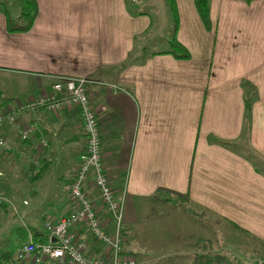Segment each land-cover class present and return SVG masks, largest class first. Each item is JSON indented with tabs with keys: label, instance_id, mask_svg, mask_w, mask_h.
I'll return each mask as SVG.
<instances>
[{
	"label": "crops",
	"instance_id": "crops-1",
	"mask_svg": "<svg viewBox=\"0 0 264 264\" xmlns=\"http://www.w3.org/2000/svg\"><path fill=\"white\" fill-rule=\"evenodd\" d=\"M175 1L177 39L191 53L189 60H178L169 50L140 60L145 46L137 40L147 36L157 21L146 11L133 15L128 0H37L35 25L25 34H10L0 13V74L10 73L27 82L14 97L0 90V111L51 93L60 78L93 81L89 96L102 127L105 172L117 195L125 196L123 248L137 258L131 250L142 249L127 232L132 233L138 223L133 217L138 204L152 200L167 205L169 197L198 208V218L205 211L264 245V0L251 4L211 0L213 31L205 29L195 0ZM42 9L48 14L44 22ZM68 9L81 10L80 17H67ZM57 11L65 16H57ZM61 31L60 41L72 42L65 54L50 43L59 40ZM247 100L252 103L250 119ZM32 120L39 122L49 140L46 150L37 143L31 149V142L27 145L34 163L32 178L34 183L55 180L49 175L58 170L63 196L56 212L45 217V221H57L73 211L67 191L75 179L86 134L75 111L24 116V121ZM0 135L14 146L18 143L16 133L7 126L0 128ZM43 160L50 168L35 181ZM9 161V154L0 155L1 170ZM30 162L24 165L27 171ZM53 184L48 182L51 191ZM33 188L28 193L35 197L34 203H43L44 196L37 197ZM88 193L98 198L96 191ZM8 194H0L3 206L5 201L11 203ZM102 218L113 226L107 211ZM11 229L10 234L16 232ZM78 231L86 239L88 255H105L106 247L85 226ZM201 256L205 258L199 264H213L206 252L194 262Z\"/></svg>",
	"mask_w": 264,
	"mask_h": 264
},
{
	"label": "rangeland",
	"instance_id": "rangeland-1",
	"mask_svg": "<svg viewBox=\"0 0 264 264\" xmlns=\"http://www.w3.org/2000/svg\"><path fill=\"white\" fill-rule=\"evenodd\" d=\"M128 1L131 3L129 7L131 13L146 11L152 15L154 22L157 21V24H154V29L147 36L137 40L139 45L143 43L145 46L140 60L145 59L152 52L170 50L169 41L170 33L173 30V14L168 0ZM144 1H151L154 4L146 5ZM80 13L81 10L68 9L66 16H71L74 19L80 17ZM59 15L65 16L63 11L60 13L57 11V16ZM46 16L48 14L45 15V10L42 9L40 14L42 22ZM67 17L65 18L69 19ZM104 17H106L105 14H103ZM158 23L161 26H158ZM62 37L63 31H61L58 41L50 43L56 45L58 49L61 48L60 52L65 54L67 46L69 43L72 45V42L67 41L68 39L64 40V38L60 41ZM73 52L72 46L70 54ZM62 56L60 55L59 60L62 59ZM60 80L58 79L56 82ZM21 86L26 88L27 82H22L20 77L10 73L0 74V90L4 91L5 95L14 97L18 89L21 90ZM29 153L28 150L25 156L17 155L20 156V159H15L14 154H9V165L4 166V170L0 168V171L4 173V176L0 178V194L4 195L9 191L8 195L12 198L10 204L5 201L7 205H0V251H9L8 247H13L18 242L15 238L17 237L15 231L13 230L10 234L11 227L14 229L19 227L25 231L28 227H33L43 232L45 217L51 212H56L58 201L63 196V189H60L61 180L57 179L58 170L57 173L49 175L50 177L56 176L55 180L33 182L34 163L31 161L33 158ZM28 162L31 163V167L27 171V166L24 168V165H27ZM21 164L23 168L20 167ZM38 167L40 168V164ZM50 181H54L53 186L56 188L52 191L49 190L48 182ZM5 183L8 184V188ZM42 185L44 186L43 192ZM33 186H36L37 197L44 196L43 203L41 200L34 203L33 198L35 197L32 193H28L30 189L34 190ZM169 198L171 201H167V205L161 206L156 205L152 200L141 202L138 204V213L133 216L138 223L134 225L132 233L127 232V236L134 237L132 242L140 244L139 247L142 250L134 248L131 251L138 254V259L143 264H198L203 260L200 259L195 263V257L203 252H206L207 258L211 259L213 264H259L264 261V245L259 241L246 233L231 228L219 218L211 214L207 215L205 211H201L204 217L198 218L199 210L191 203L174 197ZM162 210H166L168 214L162 215L160 213ZM125 219L126 213H124V224Z\"/></svg>",
	"mask_w": 264,
	"mask_h": 264
},
{
	"label": "built area",
	"instance_id": "built-area-1",
	"mask_svg": "<svg viewBox=\"0 0 264 264\" xmlns=\"http://www.w3.org/2000/svg\"><path fill=\"white\" fill-rule=\"evenodd\" d=\"M60 79L54 84L51 93L14 109L0 111V128L7 126L18 137V143L14 146L0 135V155L25 156L29 150L28 143L35 138L39 149H48L49 140L39 122L24 121L28 113L75 111L80 115L86 134L79 167L67 191L73 211L57 221L48 218L44 231L46 241H31L22 245L16 251V258L20 263L29 261L31 264H143L123 248L125 196L117 195L105 172L102 127L89 96L93 81L88 78ZM88 191H96L98 198L91 196ZM3 202L0 196V205ZM104 211L111 215L113 226H109L106 219L102 218ZM81 226H85L93 238L106 247L104 256L95 258L86 253V239L78 231ZM52 238H56L57 242H52ZM259 264H264V261Z\"/></svg>",
	"mask_w": 264,
	"mask_h": 264
},
{
	"label": "trees",
	"instance_id": "trees-1",
	"mask_svg": "<svg viewBox=\"0 0 264 264\" xmlns=\"http://www.w3.org/2000/svg\"><path fill=\"white\" fill-rule=\"evenodd\" d=\"M248 4H251L255 0H245ZM170 3L171 11L173 14V30L171 32L170 53L178 60H189L191 53L189 50L181 44L177 39L179 29V15L177 10V4L175 0H168ZM195 6L197 12L202 20V23L207 31H213L214 26L211 20V0H195ZM0 13L5 17L7 23V31L10 34H25L32 30L35 25L39 6L37 0H0ZM134 15V14H133ZM252 114V103L247 100V119H250ZM30 148L34 147L38 143L37 138L30 141ZM29 142V143H30ZM263 165V164H262ZM259 172H262V168L255 166ZM50 168L48 162L45 160L40 161V168L38 173L34 176L35 181H38ZM170 201V200H168ZM17 230L15 237L18 242L13 247H8L9 251H0V264H20L16 258V251L22 244H27L31 241L36 243H44L46 241V235L44 232L38 231L36 228H29L27 231L22 230L19 227H15ZM40 235V236H39ZM201 260L205 257H198ZM4 259V260H3ZM199 264V263H198Z\"/></svg>",
	"mask_w": 264,
	"mask_h": 264
},
{
	"label": "water",
	"instance_id": "water-1",
	"mask_svg": "<svg viewBox=\"0 0 264 264\" xmlns=\"http://www.w3.org/2000/svg\"><path fill=\"white\" fill-rule=\"evenodd\" d=\"M40 236V235H39ZM52 242H57V239L56 238H52L51 240Z\"/></svg>",
	"mask_w": 264,
	"mask_h": 264
}]
</instances>
